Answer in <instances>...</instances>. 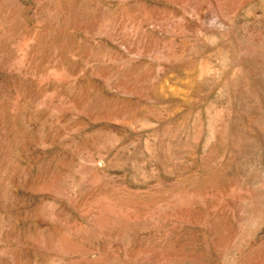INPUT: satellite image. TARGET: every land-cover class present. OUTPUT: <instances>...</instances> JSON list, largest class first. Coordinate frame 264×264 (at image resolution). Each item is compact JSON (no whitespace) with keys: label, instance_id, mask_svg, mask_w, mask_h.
<instances>
[{"label":"rangeland","instance_id":"1","mask_svg":"<svg viewBox=\"0 0 264 264\" xmlns=\"http://www.w3.org/2000/svg\"><path fill=\"white\" fill-rule=\"evenodd\" d=\"M0 264H264V0H0Z\"/></svg>","mask_w":264,"mask_h":264}]
</instances>
